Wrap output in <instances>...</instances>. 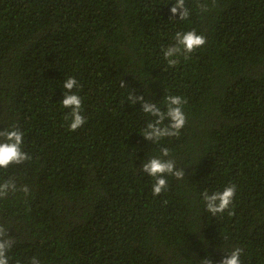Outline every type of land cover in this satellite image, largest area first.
Here are the masks:
<instances>
[{
	"label": "trees",
	"instance_id": "1",
	"mask_svg": "<svg viewBox=\"0 0 264 264\" xmlns=\"http://www.w3.org/2000/svg\"><path fill=\"white\" fill-rule=\"evenodd\" d=\"M173 3L0 0V130L18 127L31 157L0 168L17 185L0 198L8 264H219L235 248L264 264V0H185L186 20ZM190 30L205 45L169 67L163 50ZM69 77L86 118L76 131ZM130 93L162 110L181 96L179 136L145 140L153 118ZM165 147L185 177L154 196L140 166ZM232 184L229 209L206 211L202 194Z\"/></svg>",
	"mask_w": 264,
	"mask_h": 264
},
{
	"label": "clouds",
	"instance_id": "2",
	"mask_svg": "<svg viewBox=\"0 0 264 264\" xmlns=\"http://www.w3.org/2000/svg\"><path fill=\"white\" fill-rule=\"evenodd\" d=\"M200 8L204 12L208 10L204 4H201ZM170 13L172 17L178 15L180 20H186L189 17V10L185 5V0H175V3L170 8ZM174 40V44L163 50L164 59L169 67H174L179 63L177 57L184 56L187 59L191 53L206 43V38L201 34H197L195 30L176 32ZM124 84L125 82L122 80L121 87H124ZM78 86V81L74 77L67 78L63 83L65 92L61 105L65 109H70L65 119H70L69 128L71 131H76L86 123V118L81 114L82 100L79 95L72 92L73 88ZM128 99L133 105L139 102L141 110L153 118L141 134L147 141L156 143L166 137L179 136L180 130L185 126L186 115L182 105L186 101L181 96L168 95L164 97L163 110L156 103L144 100L142 95L136 96L130 93ZM165 121L168 123L165 124ZM23 135V132L16 126L0 130V168L6 169L10 164H21L31 159L22 150ZM160 153V157H152L140 166V169L154 180L152 186L154 196H159L168 187L167 179L165 178L167 175L173 176L178 180L185 177L183 168L177 169L174 160L165 159L170 156L168 148H162ZM16 190L17 185L14 180L11 178L4 180L3 183H0V198L6 197L10 191L15 192ZM20 190L25 194L29 191L26 186ZM235 194V184L226 186L222 191H215L211 194L205 191L202 197L206 211L213 216L224 213L232 204ZM13 243L14 241L8 231L0 225V264H8L7 252L11 249ZM241 253L242 249L235 248L230 254H226L219 261V264H241ZM29 264H40V261L34 256L29 261ZM199 264H213V261L210 258H205L200 260Z\"/></svg>",
	"mask_w": 264,
	"mask_h": 264
}]
</instances>
